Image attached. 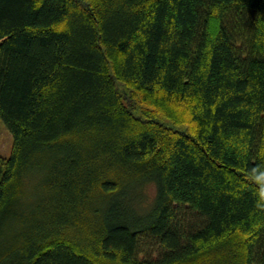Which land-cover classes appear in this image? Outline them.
Listing matches in <instances>:
<instances>
[{"label":"trees","instance_id":"trees-1","mask_svg":"<svg viewBox=\"0 0 264 264\" xmlns=\"http://www.w3.org/2000/svg\"><path fill=\"white\" fill-rule=\"evenodd\" d=\"M0 119V264H264V0H0Z\"/></svg>","mask_w":264,"mask_h":264},{"label":"rangeland","instance_id":"rangeland-1","mask_svg":"<svg viewBox=\"0 0 264 264\" xmlns=\"http://www.w3.org/2000/svg\"><path fill=\"white\" fill-rule=\"evenodd\" d=\"M126 104L131 102V90L123 83L117 84ZM134 106L135 114L139 117H143L142 108L140 105H137L136 101L131 102ZM158 120L164 125L171 127L172 129L185 132L187 128L185 126H178L173 124V122L168 119L166 116L161 115L158 117ZM13 148V136L10 133L8 127L3 120L0 119V157L6 159L11 155ZM148 192L152 195L155 194V186L151 185L148 188ZM10 220V219H9Z\"/></svg>","mask_w":264,"mask_h":264}]
</instances>
